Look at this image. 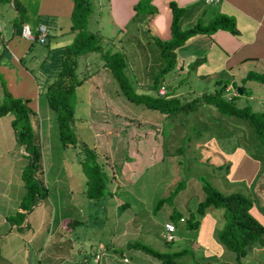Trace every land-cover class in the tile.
<instances>
[{"label":"rangeland","instance_id":"374dc122","mask_svg":"<svg viewBox=\"0 0 264 264\" xmlns=\"http://www.w3.org/2000/svg\"><path fill=\"white\" fill-rule=\"evenodd\" d=\"M92 1L94 8L88 19V28L98 31L104 43H110L116 28L108 9L104 7L107 1ZM15 19L17 16L13 2L0 0V36L5 37L4 41L0 42L1 53L5 46L3 43L12 33L11 26ZM141 28L146 27L142 25ZM140 34L142 35V31ZM47 38L50 43L47 44L52 46L56 40L59 43H69L73 37L68 31L59 33L48 29ZM33 44L38 46L37 42ZM41 47L46 51V46ZM6 55L7 51L3 58ZM50 60L51 56L44 54L42 59L29 62L31 72L38 77L36 79L39 85L35 95L36 102L39 101L37 115L41 113V116H44L49 113L48 117L54 111L49 107L44 93L42 74L49 70ZM101 61L98 52H92L80 57V66L83 70L87 67L92 71ZM141 65L140 57L130 56L127 71L134 75V84L145 86L148 82L144 78ZM1 81L4 79L0 73V83ZM247 81L243 92V95H246L242 99L253 110H264L253 93L254 83L258 82ZM95 83L98 85L99 94L90 97L92 92L88 93V89L95 88ZM115 84L111 73L100 68L98 73L91 74L77 87L76 94L72 97L74 110L79 116V119L75 118L77 135L101 153L100 158L110 177L107 184L109 192L106 191L99 200H90L85 194L86 177L76 148L61 151L63 148L60 146L56 119L49 121L39 116L42 148L43 142L47 143V159L56 158V161H51L48 178L44 175L45 171L43 172L44 184L48 189L47 200H42L40 208L33 213L26 214V226L33 225L34 214L41 209L40 219L46 231L43 233L39 230L33 243L36 248L33 253L36 252L40 264H163L158 258L142 250L126 247L128 241L136 238L160 250L186 249L182 256L177 258L179 264H236L234 252L223 249L214 237L210 239V243L199 239L201 222L198 228H193L188 227L183 220L192 212L196 214L197 203L204 198L205 193L199 177L201 174L223 192L242 190L255 195L256 191L264 204V161L259 175L261 180L256 181L253 190L248 182L243 185L242 182L230 184L226 174L222 173V168L214 167L225 161L219 152L230 153L234 146H238L235 136L230 138L223 132V128L235 131V126H239L235 125V117L221 118L212 104L198 103L185 111L168 115L143 103L127 101L116 94L114 98H118L110 105L111 91L117 89ZM235 84L236 87L243 84L240 76ZM5 86L7 87V84ZM248 88L252 92H248ZM3 97L4 86L0 85V102ZM237 98H241L239 94L235 98L236 104H239ZM13 116L14 113L10 111L0 118V129L10 128ZM215 120L217 123H214ZM47 123L53 125L49 128L50 132L44 127ZM155 123L159 125V129ZM205 123L212 126L203 130L202 124ZM184 128L189 129L188 134ZM246 128L243 125L242 130ZM197 129L202 132L201 136H207L210 131L222 145L221 148H214L213 151V147L207 146V149L204 144L207 139L190 140L187 141L188 146L185 143L182 146L183 133L186 137L193 138L196 137L194 132ZM1 136L3 134L0 133ZM3 147L7 148L6 145ZM22 147L23 150L20 145H14L8 155L5 154V149H0L3 152L0 155V171L3 166L4 171L10 170L7 165L9 156L15 164L14 178L7 187L9 192L15 187L16 190L20 188V191H25L20 173L22 168L27 166L29 157L24 152L23 144ZM60 154H63L64 158H60ZM59 159H62V164ZM12 175L10 170V176ZM4 188L5 184L0 183V190ZM167 196L168 199L156 208L157 201ZM124 202L129 203V206L119 212L118 206ZM257 211L264 216L261 209ZM173 212L175 214L171 216ZM205 215L213 218L215 226L223 224L222 207L209 206L204 215L196 214V217L201 221ZM68 219L71 220L67 222ZM74 219L80 222L77 223ZM261 219L264 224V218ZM167 221L175 222L177 226L176 239L171 242H166L161 236L163 225ZM19 230L22 232L28 229L23 227ZM114 248L120 251L123 249L122 254L120 251L115 252ZM243 264H264V247L254 249L252 254L243 260Z\"/></svg>","mask_w":264,"mask_h":264},{"label":"trees","instance_id":"16d2710c","mask_svg":"<svg viewBox=\"0 0 264 264\" xmlns=\"http://www.w3.org/2000/svg\"><path fill=\"white\" fill-rule=\"evenodd\" d=\"M72 1L70 30L74 35L72 40L61 48L60 66L55 78L46 85L44 93L49 107L55 112L58 137L62 146L64 148L75 147L77 153L80 154L79 162L86 177L85 194L87 198L96 201L106 191L109 192L107 184L110 177L102 158H100L101 153L77 135L75 130L76 111L72 97L76 94L77 87L83 84L91 74L98 72L100 68L108 70L116 81L117 89L115 91L114 88L111 91V96L120 95L127 101L143 103L168 115L185 111L198 103L212 104L220 117L225 116L229 119L235 117V125H239L235 126V129L242 132L237 133L226 128H223V132L230 138L235 136L238 139L236 144L241 145L250 156L260 161V169L249 184L252 189L261 175L264 161V110H253L249 104L238 106L235 98L239 93L234 95L232 100H227L223 95L225 84L222 80L215 83L213 91H204L189 101H182L179 96L173 95L169 90L167 95H159L157 92L158 87L165 80V75L175 68L178 46L194 34L211 33L217 28H225L235 33L237 30L233 19L229 15L219 14L210 21H197L188 27H183L184 7L178 5L174 0H169L168 4L171 8L170 36L164 39L150 31V20L157 12V8L150 0H139L133 5L132 16L124 24L121 32H117L119 36L116 35L110 43L106 44L102 41V36L98 31L88 28V19L94 8L93 1ZM13 7L17 9V19L15 20L20 22L24 16L25 7L20 0H13ZM142 25L146 28H141ZM140 31H142V35ZM92 52H98L102 60L101 64L92 71H89L87 67L83 70L80 66V57ZM130 56L141 58V70L148 82L145 86L133 83L134 75L127 71ZM247 79L264 82V71H249L244 80ZM232 84L236 88V84L234 82ZM1 85L4 86V97L0 102V117L10 111L14 113L11 125L15 130L17 140L23 144L29 157L27 166L22 168L20 173L25 192L19 201L16 212L7 217L11 224L14 222L18 225L17 228L21 229L23 227L19 224L23 222L24 216L31 211L32 206L39 200H47L48 189L43 178V151L40 134L37 131V112L28 104L30 98L14 96L7 90L4 81H1ZM238 86L242 88L243 93L244 87ZM243 125L247 127L243 129L244 131L242 130ZM209 126L212 125L202 124L203 130ZM188 131L189 129L186 134ZM194 133H196L195 138L201 137L200 129ZM207 136L215 137L210 131L207 132ZM190 138L191 136H184L182 146ZM228 166H230V161L225 160L214 167L222 168V173L226 174L229 171ZM199 177L205 195L197 203L196 214L204 215L207 207L212 205L223 208V224L215 226L212 236L223 249L226 248L234 252L236 264H243V260L252 254L254 249L264 247V224L252 213L254 204L258 205V195L254 197L249 192L242 190L223 192L204 175L201 174ZM167 199L168 196L160 198L156 208H159ZM128 206L127 202L120 204L119 212ZM258 207L257 209H261L264 213V204H259ZM174 214L173 212L171 216ZM196 214L192 212L189 217L182 218L188 227L198 228L200 219L196 217ZM70 220L68 219L67 222ZM74 221L80 222L78 219H74ZM126 247L142 250L158 258L163 264H179L177 258L186 251L184 248L172 251L160 250L144 243L139 238L128 241ZM122 250L114 248L115 252L120 251L121 254ZM201 264H208V262Z\"/></svg>","mask_w":264,"mask_h":264},{"label":"crops","instance_id":"0c3cea01","mask_svg":"<svg viewBox=\"0 0 264 264\" xmlns=\"http://www.w3.org/2000/svg\"><path fill=\"white\" fill-rule=\"evenodd\" d=\"M11 1L13 2V0ZM106 1L107 3L104 7L108 9L110 19L115 24L116 28L114 35L111 37L112 40L116 35L117 37L119 36L117 32H121L124 24L134 13L133 5L139 0ZM150 1L157 8V12L150 20V31L161 38H168L170 36L171 22V8L168 4L169 0ZM174 1L178 5L184 7L182 15L183 27H188L197 21L207 22L219 14H226L233 19L237 32L233 33L225 28H217L211 33L194 34L188 37L182 45L178 46L176 48L175 68L165 75V80L163 82L170 93L179 96L182 101H189L201 95L204 91H213L215 83L220 80H222L225 85L228 83L232 84L233 82L235 84L239 76L240 80L243 82V84L239 85L244 87V92L246 84H248L247 80H254H244L245 75L249 71H264V0H219L216 4H207L204 0ZM20 2L25 7V13L20 22L14 20V24L11 26L12 33L3 43V45H5L3 52H8V55L4 58V53H1L0 47V73L2 74L5 84H7V90L14 96L29 97L30 100L28 104L32 109L38 111L39 101L36 102L35 99L39 85L37 83L38 77L31 72L29 62L31 60L35 61L42 59L44 54L51 56V60L48 64L49 70L42 74L43 85L46 87L56 76L57 69L60 66L61 48L66 43H59L58 40H56L52 46H49L48 44L50 43H48L47 36L46 41L43 43H39L37 40L31 41L22 35L21 26L26 24L33 32H36L38 25L45 24L47 27V35L48 29H51L59 33L68 31L73 37L74 33L70 30V16L73 9V1L20 0ZM14 9L17 16V9L15 7ZM4 39L5 37L1 35L0 42H3ZM34 42H37L38 46L33 44ZM41 45L46 46V51L43 50ZM44 76L49 78H44ZM254 81L258 82L254 83L253 88L255 90V92H253L256 96L255 99L259 105L264 108V82ZM97 88L98 85L95 83V88L88 89V93L89 91L92 92L90 97L99 94ZM248 92H252L250 88H248ZM239 95L241 98H237L239 101L237 105H246L245 101L242 99L246 94L243 95L241 92ZM87 98H89V94ZM117 98L109 96L110 105H112ZM259 111H263V109ZM48 114L49 113H46L44 116H41V113L40 115H36L38 119L37 131L39 134V116L44 119L47 118L49 121L55 119L54 112H52L49 117ZM4 116L5 115L1 117ZM218 116L220 115L218 114ZM43 118L41 119L44 124ZM76 119H79V116L76 115ZM52 126V124L47 123L44 127L47 128V132H50L49 128H52ZM155 126H158L159 129L158 124L155 123ZM84 128L85 127H83V129ZM187 129L188 128H184V131L186 132ZM235 131L239 130L235 129ZM0 133L3 134V136L0 137V149H5V154L8 155L14 145H20L23 150L22 144L17 140L12 125H10V128L3 127L0 129ZM184 136L185 133H183L182 140ZM199 139H207L204 143L205 147L211 146L213 147V151L214 148L220 149L222 146L217 138L209 136L193 137L190 138L189 141ZM237 140L238 139L235 138V142ZM45 144L47 143L43 142L42 148L44 175L48 178L50 174L49 166L51 161H56V158L54 160L51 158L47 159L46 153L48 150L45 148ZM3 145H6L7 148H4ZM60 146H62V144ZM62 148L61 151L63 152V150H70L72 147L64 148L62 146ZM24 152L27 155L25 150ZM2 153V150H0V155ZM219 154L223 157V160L230 161V169L226 173V177L228 178L227 181L230 184H235L237 182H242L241 185L247 182L250 183L261 166L260 161L250 156L243 147L234 146L230 153L219 152ZM61 156L64 158L63 154L59 155L60 158ZM9 160L7 165L11 172H13V175L10 176V170L4 171V166L0 171L2 173L0 183L5 184L4 190H0V264H40V259L35 255L36 252L35 254L33 253V250L36 251L33 243L35 242V237L39 230H42L43 233L46 231L40 219L42 214L40 211L41 209H38L34 214V226L30 224V226H26L28 218L26 215L24 216L23 222L20 223L19 226L27 228L28 230L26 231L21 232L17 228L18 225L16 223L13 222L11 224L7 219L9 215L16 212L19 201L25 192L24 190L20 191V188L16 190V187L11 188L10 192L7 189L14 178L15 165L11 156H9ZM59 163L62 164V159H59ZM257 180H261L260 177ZM255 195H257L256 191ZM255 195L253 194L254 197ZM41 202L42 200H39L33 205L29 213L31 214L34 210L40 208ZM259 204L263 203L258 197V205L254 204L252 213L263 223L261 218H264V216L257 211ZM38 219L40 220L37 221ZM200 222L201 231L199 239L202 242L210 243V239H213L212 233L215 228L213 218L205 215ZM42 236L40 238H42Z\"/></svg>","mask_w":264,"mask_h":264},{"label":"built area","instance_id":"2783aa9c","mask_svg":"<svg viewBox=\"0 0 264 264\" xmlns=\"http://www.w3.org/2000/svg\"><path fill=\"white\" fill-rule=\"evenodd\" d=\"M207 4H216L219 0H204ZM22 35L31 40L35 41L38 40L39 42L43 43L46 41L47 36V27L45 24H40L36 28V32H33L32 29L28 25L22 26ZM167 88L164 84H162L158 88L159 94H166ZM237 94V89L233 84H226L224 85V96L227 100H231L234 95ZM175 230L176 224L172 221H167L164 223V229L161 233L162 238L165 241H172L175 239ZM98 255H96V259L98 260Z\"/></svg>","mask_w":264,"mask_h":264},{"label":"water","instance_id":"95a60500","mask_svg":"<svg viewBox=\"0 0 264 264\" xmlns=\"http://www.w3.org/2000/svg\"><path fill=\"white\" fill-rule=\"evenodd\" d=\"M236 89H237L239 94L242 92V88L240 86H237Z\"/></svg>","mask_w":264,"mask_h":264},{"label":"clouds","instance_id":"9594fccd","mask_svg":"<svg viewBox=\"0 0 264 264\" xmlns=\"http://www.w3.org/2000/svg\"><path fill=\"white\" fill-rule=\"evenodd\" d=\"M163 84H164V83H163ZM161 85H162V84H161ZM161 85H160V86H161ZM164 85H165V84H164ZM160 86H159V87H160ZM159 87H158V88H159ZM166 88H167V87H166ZM167 91H168V89H167ZM167 91H166V94H162V95H167ZM157 92H158V90H157ZM223 92H224V90H223ZM158 94H159V93H158ZM237 94H238V91H237ZM159 95H161V94H159Z\"/></svg>","mask_w":264,"mask_h":264}]
</instances>
